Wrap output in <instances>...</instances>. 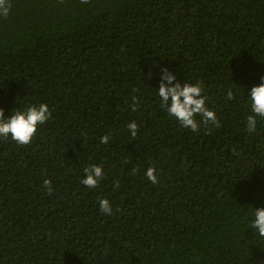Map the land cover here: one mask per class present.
Returning <instances> with one entry per match:
<instances>
[{
  "label": "trees",
  "instance_id": "trees-1",
  "mask_svg": "<svg viewBox=\"0 0 264 264\" xmlns=\"http://www.w3.org/2000/svg\"><path fill=\"white\" fill-rule=\"evenodd\" d=\"M162 68L202 84L220 128L194 133L167 114ZM261 77L264 0H11L0 109L52 115L28 146L0 140V264H264L250 228L264 208V121L246 128ZM90 165L104 170L95 189L81 183Z\"/></svg>",
  "mask_w": 264,
  "mask_h": 264
},
{
  "label": "clouds",
  "instance_id": "clouds-1",
  "mask_svg": "<svg viewBox=\"0 0 264 264\" xmlns=\"http://www.w3.org/2000/svg\"><path fill=\"white\" fill-rule=\"evenodd\" d=\"M82 4H89L91 0H80ZM11 12V0H0V18L6 19ZM261 83L254 86L250 91V112L246 118V128L249 133H255L257 129L258 118L264 121V77H261ZM161 100V107L167 114L176 120L180 127L189 129L198 133L203 126L210 130V127L220 128L221 123L214 111L207 107V97L204 94L203 86L200 82L196 84H181L176 75L167 68L160 70V84L157 92ZM227 100L236 99L234 92L230 89L226 93ZM132 111L139 107L137 97H132ZM51 111L47 104L28 105L23 111L13 110L7 119L4 117V111L0 109V140H8L20 146H28L34 139L38 128L45 125L51 118ZM199 117V119H197ZM127 129L134 140L139 128L135 121L127 125ZM110 137L104 135L100 138V143L107 145ZM86 178L81 179V183L91 189L98 187L104 179V170L101 166L90 165L84 168ZM135 172V169L133 170ZM146 178L152 183H159L156 169L149 167L146 170ZM48 194L51 195L53 187L51 181L45 179L43 185ZM119 189V183L115 184ZM99 210L105 216L113 214V208L109 200H99ZM250 228L254 230V235L264 239V208L254 210V218L250 223Z\"/></svg>",
  "mask_w": 264,
  "mask_h": 264
}]
</instances>
